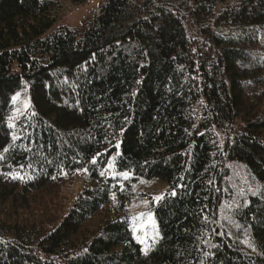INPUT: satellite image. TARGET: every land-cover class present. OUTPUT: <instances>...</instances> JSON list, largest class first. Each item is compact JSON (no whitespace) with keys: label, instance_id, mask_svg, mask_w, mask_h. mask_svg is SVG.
I'll use <instances>...</instances> for the list:
<instances>
[{"label":"trees","instance_id":"16d2710c","mask_svg":"<svg viewBox=\"0 0 264 264\" xmlns=\"http://www.w3.org/2000/svg\"><path fill=\"white\" fill-rule=\"evenodd\" d=\"M86 1L0 0V264H264V0Z\"/></svg>","mask_w":264,"mask_h":264},{"label":"rangeland","instance_id":"374dc122","mask_svg":"<svg viewBox=\"0 0 264 264\" xmlns=\"http://www.w3.org/2000/svg\"><path fill=\"white\" fill-rule=\"evenodd\" d=\"M105 2L106 0H87L85 3L78 6H68L55 24L54 29L59 27L75 29L78 36L81 37L84 25L99 12ZM18 101L23 107L27 105L25 95L21 96ZM112 157L113 156L110 157L105 167L107 174L115 178H131L129 172L114 171L111 162ZM233 176L234 174H231V177L227 181L226 188L231 192L237 193L236 196H239L241 191L238 189L237 180H235L236 177ZM245 190H248V184ZM131 191L133 193V201L127 208L130 229L135 240L141 245L142 251L147 253L156 244L159 238L156 222L149 211V204L150 202H156L161 197L165 191V184L160 180L137 178L131 181Z\"/></svg>","mask_w":264,"mask_h":264},{"label":"snow or ice","instance_id":"6c2138e0","mask_svg":"<svg viewBox=\"0 0 264 264\" xmlns=\"http://www.w3.org/2000/svg\"><path fill=\"white\" fill-rule=\"evenodd\" d=\"M13 99L15 100L16 99V97H13ZM95 162V161H94ZM126 175V174H125Z\"/></svg>","mask_w":264,"mask_h":264}]
</instances>
